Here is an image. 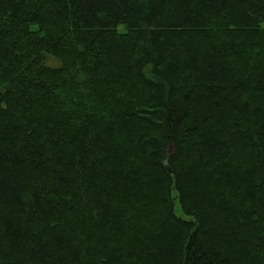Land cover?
Listing matches in <instances>:
<instances>
[{
    "label": "trees",
    "instance_id": "16d2710c",
    "mask_svg": "<svg viewBox=\"0 0 264 264\" xmlns=\"http://www.w3.org/2000/svg\"><path fill=\"white\" fill-rule=\"evenodd\" d=\"M0 264H264V0H0Z\"/></svg>",
    "mask_w": 264,
    "mask_h": 264
},
{
    "label": "rangeland",
    "instance_id": "374dc122",
    "mask_svg": "<svg viewBox=\"0 0 264 264\" xmlns=\"http://www.w3.org/2000/svg\"><path fill=\"white\" fill-rule=\"evenodd\" d=\"M49 64L53 65V66H59L60 65L59 61L55 60L53 58L49 59ZM177 209H178V212H180V210H179L180 209V205L177 206Z\"/></svg>",
    "mask_w": 264,
    "mask_h": 264
}]
</instances>
